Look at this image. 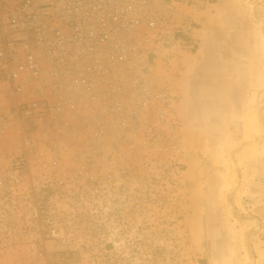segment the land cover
<instances>
[{
    "label": "built area",
    "instance_id": "2783aa9c",
    "mask_svg": "<svg viewBox=\"0 0 264 264\" xmlns=\"http://www.w3.org/2000/svg\"><path fill=\"white\" fill-rule=\"evenodd\" d=\"M208 3L0 0V249L25 234L37 257L52 245L65 261L85 208H129L116 224L136 228L137 159L182 143L163 74L198 51ZM68 199L73 216L59 212Z\"/></svg>",
    "mask_w": 264,
    "mask_h": 264
},
{
    "label": "rangeland",
    "instance_id": "374dc122",
    "mask_svg": "<svg viewBox=\"0 0 264 264\" xmlns=\"http://www.w3.org/2000/svg\"><path fill=\"white\" fill-rule=\"evenodd\" d=\"M259 2L248 8L264 17V0ZM253 26L260 40L251 65V96L246 104L229 97L230 112L207 113L197 121L196 113L185 118L177 95L182 143L167 158L137 159L142 190L136 194L134 230L130 221L116 224L120 211L129 218V208H85L75 228L82 238L65 261L52 245L46 256L37 257L36 238L22 234L0 249V264H264V64L259 59L264 23L255 18ZM186 53L194 52L179 58ZM12 144V151L20 148L18 141ZM68 200L73 205L59 212L73 216L74 201Z\"/></svg>",
    "mask_w": 264,
    "mask_h": 264
},
{
    "label": "crops",
    "instance_id": "0c3cea01",
    "mask_svg": "<svg viewBox=\"0 0 264 264\" xmlns=\"http://www.w3.org/2000/svg\"><path fill=\"white\" fill-rule=\"evenodd\" d=\"M209 2L213 3L196 14L200 29L194 38L200 42L199 50L182 55L171 64L169 73L163 74L182 97L177 107H183L186 119L189 113L199 114L197 121L204 120L207 113L230 112L229 97L242 104L251 96V65L260 40L253 25L255 18L264 23L261 13L248 8L260 6L257 0ZM259 30L262 39L264 30Z\"/></svg>",
    "mask_w": 264,
    "mask_h": 264
},
{
    "label": "bare ground",
    "instance_id": "6f19581e",
    "mask_svg": "<svg viewBox=\"0 0 264 264\" xmlns=\"http://www.w3.org/2000/svg\"><path fill=\"white\" fill-rule=\"evenodd\" d=\"M263 38H264V35L262 34ZM262 46H263V50H264V41H262ZM262 63L264 64V54H262Z\"/></svg>",
    "mask_w": 264,
    "mask_h": 264
}]
</instances>
